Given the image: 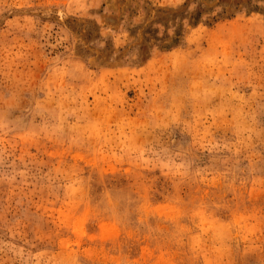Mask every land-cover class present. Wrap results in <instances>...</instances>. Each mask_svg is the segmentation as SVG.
<instances>
[{
	"label": "rangeland",
	"instance_id": "1",
	"mask_svg": "<svg viewBox=\"0 0 264 264\" xmlns=\"http://www.w3.org/2000/svg\"><path fill=\"white\" fill-rule=\"evenodd\" d=\"M0 264H264V0H0Z\"/></svg>",
	"mask_w": 264,
	"mask_h": 264
},
{
	"label": "trees",
	"instance_id": "2",
	"mask_svg": "<svg viewBox=\"0 0 264 264\" xmlns=\"http://www.w3.org/2000/svg\"><path fill=\"white\" fill-rule=\"evenodd\" d=\"M162 12H165V11H162ZM160 21H163V20H161V19H159ZM194 20H195V22L197 21V18L195 17L194 18ZM198 22V21H197ZM157 24L158 23H160V22H156ZM178 35V34H177ZM179 44V39H175V40H173V43H171V44H161L162 45V48H165V49H170V48H172L173 46H177Z\"/></svg>",
	"mask_w": 264,
	"mask_h": 264
}]
</instances>
